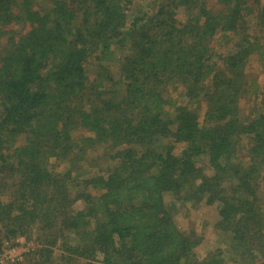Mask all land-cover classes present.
Returning a JSON list of instances; mask_svg holds the SVG:
<instances>
[{
	"label": "trees",
	"instance_id": "obj_1",
	"mask_svg": "<svg viewBox=\"0 0 264 264\" xmlns=\"http://www.w3.org/2000/svg\"><path fill=\"white\" fill-rule=\"evenodd\" d=\"M155 1L128 24V0H0V175L21 178L0 198V240L40 225L50 242L29 264H264V78L259 90L244 71L253 57L264 67V0H216L215 10L205 0ZM218 33L235 41L216 57ZM113 45L126 51L116 78L101 64ZM93 56L101 60L90 73ZM169 85L184 105L170 106ZM255 92L262 111L243 119L239 102ZM198 104L201 120L190 109ZM76 130L87 136L75 141ZM244 141L246 166L231 165ZM178 144L186 148L176 156ZM94 147L110 165L78 174L85 194L73 198L70 172ZM49 158L68 167L46 170ZM168 194L217 202L227 259L218 249L194 257L196 242L171 225ZM56 235L76 240L58 263Z\"/></svg>",
	"mask_w": 264,
	"mask_h": 264
},
{
	"label": "rangeland",
	"instance_id": "obj_2",
	"mask_svg": "<svg viewBox=\"0 0 264 264\" xmlns=\"http://www.w3.org/2000/svg\"><path fill=\"white\" fill-rule=\"evenodd\" d=\"M129 1V8L131 11L132 16L128 17V24H132L135 18L141 20L145 18L149 13L148 11L152 8L153 0H128ZM164 0H156V4L159 2H163ZM207 6L215 10L217 8L216 0H205ZM140 11V12H139ZM152 10H150L151 12ZM130 14V15H131ZM147 14V15H146ZM178 16L183 18V10H178ZM20 28V26H17ZM16 29V26H14ZM17 28V29H18ZM251 26V30H252ZM18 31V30H17ZM235 38L231 37L228 34H216L210 40V48L213 50L216 57L218 55L227 54L232 50V45L234 44ZM125 52L120 51V47L118 45H113L111 49V54H105L101 61L104 69H109L111 75L114 78L117 77L119 72V67L124 59ZM101 59L97 56L91 57L89 59L86 68L87 71L95 72L97 70V65ZM244 71L246 76L249 75V79L254 80L257 82L259 86V90L262 87L263 78H264V67L262 64V60L258 57L251 58L244 67ZM92 77V75H89ZM116 89H121L119 85L115 87ZM254 99L252 97H242L239 105L241 110V117L244 119L249 118V116L258 110L260 107V96L259 92L254 93ZM256 96V97H255ZM165 98L170 103V106L175 105H184L186 100L182 96V91L175 87V86H167L165 89ZM200 108L196 109V106L191 107L190 109L194 108L197 111L201 120V116L204 111L203 104ZM261 111H262V107ZM169 112V109H167ZM87 136L85 132L76 130L72 132V137L75 141L82 137ZM23 140H17L16 144L21 145ZM245 146L246 141L240 143L236 148V156L233 157L230 161L231 165H240L241 163L243 166H246V161L243 157L246 156L245 153ZM186 148L184 144H178L174 147L173 153L176 156L181 155L182 151ZM59 162V165H58ZM68 161H55L54 158H49L46 161V170H54L58 173H62L63 169L67 168L68 165L66 164ZM80 166L82 170H71L70 177L72 180L69 181L70 184V193L73 198H77L84 193L85 184H81L77 178L78 174L84 175H95L97 172L103 171V169L110 165L108 159L104 157L103 151L101 148L94 147L91 151H87L84 154L82 161H80ZM74 166V165H73ZM197 166L202 168L203 172L207 175H212L213 172L207 166L206 160H199ZM69 169V168H68ZM67 169V170H68ZM84 171V172H82ZM89 173V174H88ZM262 175H264V169L261 170ZM81 178V176H80ZM229 178V177H228ZM21 182V178L17 175L14 178H11L7 172H4L3 175H0V198L3 200L8 199L9 195L13 192V190L19 185ZM224 184H228L227 180L223 181ZM258 191L257 197L258 202L264 204V188L262 180H258ZM89 188V185L86 187ZM91 196L97 197L100 193L96 190H92ZM74 211L81 210L83 207L82 200L74 199L72 203ZM164 206L166 210H168L169 214L171 215L172 227L178 232L186 235L190 239L196 242V246L193 248L194 257L196 259H202L205 257L210 251L218 249L223 253L224 258L227 259L228 256V246H229V238L230 234L227 231H220L217 229V223L219 221L218 216V204L213 203L211 205L206 203V199L203 196L196 195L192 196L188 194L187 196H183L180 199H175L174 196L165 195L164 198ZM26 221V220H25ZM30 228L28 229V234L25 233L19 236H10L9 238H3L0 240V264H29L35 261L37 248L46 245L49 241V238L45 236H41L38 231L40 225H34L30 223ZM43 227V226H42ZM1 230V228H0ZM2 233L0 232V235ZM2 238V237H1ZM55 244L54 247V255L52 261L54 263H58L62 254H70L71 251L67 250L71 246L76 244V240L73 235H67L63 238H60L58 235L54 236ZM50 242V241H49ZM225 252V253H224ZM38 254V252H37ZM227 257V258H226ZM99 259H103L101 256L98 257ZM104 262V261H102ZM108 262V261H107ZM116 262L115 260H110V263ZM119 263V262H116ZM114 263V264H116ZM121 264V263H120Z\"/></svg>",
	"mask_w": 264,
	"mask_h": 264
}]
</instances>
